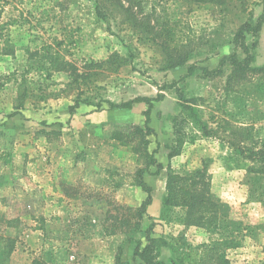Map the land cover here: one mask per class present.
<instances>
[{
    "label": "rangeland",
    "instance_id": "374dc122",
    "mask_svg": "<svg viewBox=\"0 0 264 264\" xmlns=\"http://www.w3.org/2000/svg\"><path fill=\"white\" fill-rule=\"evenodd\" d=\"M139 1L143 14L155 11L149 24L161 16L173 25L171 46L194 39L198 48L184 66H166L171 51L124 16L100 19L94 0H0V264H118L121 245L120 264H138L142 260L134 250L146 244L152 224V236L179 237L193 247L236 236L226 257L234 264H264V176L242 166L245 153H240L254 141L264 142V79L226 89L229 66L214 75L203 70H215L224 55L245 56L234 33L263 12V0H231L229 12L206 4L190 7L183 0ZM254 40L247 36L249 45ZM258 40L251 49L253 65L264 64V25ZM212 43L219 47L212 50ZM10 49L13 53L6 52ZM115 51L130 64L116 72L88 66ZM51 54L74 63L80 73L94 74L77 79L76 73L54 70ZM24 90L27 96L20 97ZM143 98L152 99L150 124L157 136L150 148L160 143L155 156L163 168L149 171L165 174L163 189L157 187L162 197L169 161L181 173L204 168L210 194L226 204L239 231L185 224L186 209L168 207L162 213L161 196L159 214L147 209L138 228L119 225L115 217L128 213L116 205L142 203L141 188L132 185L140 164L110 136L129 124L144 126ZM77 99L84 102L71 114ZM134 99L140 101L129 108L110 104ZM184 102L196 118L180 125L179 143L174 121ZM42 129L61 134L47 138ZM178 143L179 154L169 160L167 145ZM164 255L168 259V252ZM193 260H199L196 254Z\"/></svg>",
    "mask_w": 264,
    "mask_h": 264
},
{
    "label": "trees",
    "instance_id": "16d2710c",
    "mask_svg": "<svg viewBox=\"0 0 264 264\" xmlns=\"http://www.w3.org/2000/svg\"><path fill=\"white\" fill-rule=\"evenodd\" d=\"M95 1V11L96 15L103 20L113 21L115 20L116 14L124 16V19L129 21L131 25L136 29L137 27L142 29V31L147 33L156 34L153 39L159 43L161 48L168 52V57L166 58V66L168 67H180L184 66L191 55L198 48L194 43V39L189 38L188 40L182 41V43L177 46H171L172 41H174V32L172 31L173 25L169 20L161 21L160 17L155 16L154 25L148 22L151 19L152 14H143L142 3L139 0H94ZM185 3L193 7V5H213L218 6L224 12H229L231 8V0H183ZM193 4V5H192ZM264 25V0H263V12L255 16H250L240 27L235 31V38L238 40L242 51L245 53L243 58H240L238 52L231 53L229 55H224L220 60L218 67L215 70H208L203 68L204 72L210 75L218 74L223 71L226 66H229L232 70L229 76L226 89H229L233 84L240 85L242 81H251L252 79L259 78L264 79V64L263 65H253L254 53L251 50L253 47L259 45V33ZM159 30H154L155 28ZM251 35L256 37V40L249 45L247 42V36ZM160 37L163 41H157ZM177 44V43H175ZM219 45L212 43L211 49L215 50ZM6 51V52H12ZM39 52L32 53L38 54ZM50 54V53H49ZM49 64L54 70H66L70 73H76L78 76H82L91 79L92 74L78 71V67L68 60L61 58L57 55H50ZM130 64V59L121 54L119 51L113 52L108 59L103 61H92L88 66H93L96 68L106 69L116 72L123 66ZM239 82V83H237ZM27 91L20 97H26ZM143 101L148 102V109L146 110V121L144 126L138 124H129L125 128L117 129L112 132L111 138L118 140L123 146L127 148V151L132 154V157L139 162V166L134 173V179L132 185H136L144 190L147 195L142 201L140 206H130V205H116L115 208L118 211L125 210L128 215L118 219L119 225H131L132 228H138L141 225V219L144 214H148V206L152 203V191L151 185L146 182L144 175L150 172V168L154 165L157 169L163 168V164L160 163L156 158V153L160 148V143L155 149H151L150 145L152 143V138L157 136L156 129L150 124L151 122V109L152 99L143 98ZM140 101L137 99L130 100L122 105H117L110 102L113 107H123L129 108L133 103ZM84 101L77 99L74 104L69 106L70 113L73 114L80 107V104ZM19 108L23 106V99L21 103L17 105ZM189 118L191 122L195 121L196 115L194 113L193 107L188 103L184 102L183 109L181 111L180 117L176 118L174 121L175 134L178 139V132L181 130V124ZM181 119V121H180ZM240 130L246 131L247 127L243 126ZM241 132V131H240ZM39 133L43 134L47 138L51 137V134L60 135L59 130L48 131L42 129ZM239 133V132H238ZM242 139V138H241ZM247 139V138H246ZM167 147L170 149L168 154L169 160H171L175 155L179 154L178 145ZM250 146V145H249ZM240 153H245L244 159L241 164L246 166L248 171L256 174H261L264 176V142L251 144L250 147H244L241 149ZM155 174H159V171ZM206 170L204 168H197L193 171L188 172H178L172 168L171 162L169 161L167 166V178H166V192L162 197V213L168 207H184L186 209V214L184 218V223L188 225H195L198 227H205L208 229H228L233 228V232L239 231L237 228L239 221L230 219L228 213L224 210L226 204L220 203L210 194V183L208 177L206 176ZM154 224H152L147 229L146 244L141 247L139 244L134 250V257L140 258L142 261L138 264H205L207 261H213L216 264H234L230 259L226 257V248H232L237 244V237H225L223 239H214L211 243H205L200 245V247H193L192 245L186 244L179 237H170L169 239L162 237L152 236ZM249 228V226H248ZM118 229V228H117ZM13 244L11 248H13ZM203 251H200V248ZM199 248V249H198ZM198 249V251H197ZM116 255V263L120 264L122 262V252L123 245L118 249ZM168 252V259H164V254ZM199 258L198 261L193 260V256ZM209 258L205 259L206 256ZM263 263V262H262Z\"/></svg>",
    "mask_w": 264,
    "mask_h": 264
},
{
    "label": "crops",
    "instance_id": "0c3cea01",
    "mask_svg": "<svg viewBox=\"0 0 264 264\" xmlns=\"http://www.w3.org/2000/svg\"><path fill=\"white\" fill-rule=\"evenodd\" d=\"M87 109V111H85ZM85 113H89L91 109H89L87 106L83 109ZM104 112H107V113H111L113 112V110L111 111H104ZM91 113V112H90ZM93 113L89 114L88 117H92ZM144 178L146 180V182H148L149 185L152 186L153 188V191H152V197H153V200H152V203L148 206V212L149 214H151L152 216H156L157 214H159L160 212V207H161V197H162V194H161V191L158 190V186L161 187V189H163V186H164V183H165V174L164 173H160V174H152L151 172H147L145 175H144ZM138 188V186H137ZM142 190V189H140ZM146 192L144 190L141 191L140 193V199L139 201H143L146 197ZM161 196V197H160ZM129 248V247H127ZM131 251V249H130ZM126 253H127V250H126ZM131 264H134L133 262Z\"/></svg>",
    "mask_w": 264,
    "mask_h": 264
}]
</instances>
